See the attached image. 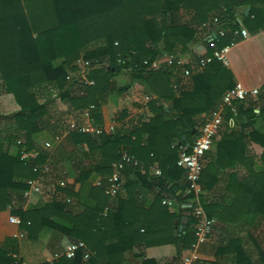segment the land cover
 <instances>
[{
    "label": "trees",
    "instance_id": "trees-1",
    "mask_svg": "<svg viewBox=\"0 0 264 264\" xmlns=\"http://www.w3.org/2000/svg\"><path fill=\"white\" fill-rule=\"evenodd\" d=\"M239 4V0H0V96L11 98L16 109L8 114L0 111V211L10 208L29 240L52 230L63 240L85 242L93 253L88 261L79 252L73 259L38 264H127L126 252L168 244L176 246L175 262L183 251L192 249L200 220L198 202L206 213L207 205L201 193L197 196L190 189L177 162L183 147L190 150L205 121L200 115L218 109L235 83L216 59L198 70L199 56L187 65L180 64L178 56L198 40L200 29H209L205 56L236 43ZM219 28L225 36H212ZM164 54L173 57L171 63L152 70ZM79 60L91 65L85 80L78 73ZM124 69L156 95L148 102L153 116L145 121L142 116L130 117L124 109L112 134L94 136L70 129L72 120L86 110L94 124L103 125L102 107L110 95L129 89V85L114 87L116 74ZM160 99L170 100L171 107L158 105ZM239 120L250 126L264 120V91L257 100L235 102L226 109L224 126ZM39 135L52 142L50 149L37 142ZM230 141L258 142L264 147V129L247 135L224 133V143ZM24 152L28 157L22 159ZM118 163L123 164L122 188L111 197L106 194L107 178ZM154 164L161 174L152 177L149 168ZM46 165L50 171L43 174ZM92 175L101 180L90 186L94 202L87 205L76 186L87 185ZM42 176L45 187L52 180H66L67 187H57L59 197L27 207L28 181ZM257 177L261 191L249 198L250 208L243 213L244 220L250 217L251 222L242 229L225 230L212 264H264V173ZM154 181L164 191L172 184L174 196L181 191L175 202L170 201L171 207L163 203L160 192L145 208L140 189ZM183 204L188 206V220L179 231L175 220L182 214L175 208L181 210ZM20 245L11 236L0 242V264H24ZM138 264L159 263L145 258Z\"/></svg>",
    "mask_w": 264,
    "mask_h": 264
},
{
    "label": "crops",
    "instance_id": "crops-1",
    "mask_svg": "<svg viewBox=\"0 0 264 264\" xmlns=\"http://www.w3.org/2000/svg\"><path fill=\"white\" fill-rule=\"evenodd\" d=\"M239 1L240 4L236 9V22L240 29H246L248 36L236 34L239 39L231 46L229 64L225 67L230 71L235 84L241 83L247 89L260 88L261 93L264 91L263 2L262 0ZM249 13H252L250 17H248ZM215 34L216 31L213 32L212 36H215ZM197 36L198 40L189 45L188 52L178 56V60L182 65L189 64L195 56L206 54V39L209 36V29H200ZM171 58V55H161L154 61L151 69L158 70L162 68L168 64ZM126 85H129V89L124 94H111L108 102L102 107L103 124L107 127L114 126L115 129L117 128L115 119L118 113L124 109L129 113L130 117L137 118L142 116L145 121H148L153 116V111L148 107V102L155 99L156 95L148 90L144 82L133 80L128 70L124 69L116 74L114 87ZM259 94L248 99L257 100ZM1 100H6L8 106L13 105L11 98L0 96ZM158 105L170 108L171 101L160 99ZM221 106L222 102L219 108ZM227 108L229 107H224V115ZM255 112L259 113V110L256 109ZM206 116L207 113H202L200 118L205 119ZM259 128L264 129V120L258 121L254 126L243 125L241 120L231 122L228 127L223 124L215 136L211 151L206 155L200 186L203 201L207 205V213L202 203L200 201L198 203L205 215L209 214L212 216L210 220L213 221V227L207 239L203 242L196 241L192 249L183 251L179 261L174 262L173 260L177 254L176 246L168 244L126 252L125 258L127 264H138L145 258L154 259L159 264H187L186 259H190V264H212L216 261L218 248L226 236L225 230H232L233 228L242 229L247 222H251L250 217L247 218L248 220H244L243 213L250 208L249 198L259 196L261 179L257 176L260 173H264V147L258 142L249 141H230L224 143V133L247 135L254 129ZM115 129L108 134L114 133ZM195 132L196 129L193 130V133ZM46 139H48L47 136L39 135L36 140L43 146L44 142L49 140ZM182 140L184 142L187 141L185 136H183ZM184 148L186 147L182 149ZM157 170L160 171L157 164L151 166L149 168L150 176H157ZM100 180L101 176L92 175L87 185L83 187L80 185L76 186V191H79L82 202L87 205H93L94 201L89 197V188L90 186H96ZM69 181L73 183L74 178L69 177ZM171 187L172 184L164 191L158 186L157 181H154L150 186L142 187L140 189V198L145 208L148 209L155 196L160 192L165 198L163 203L165 201L175 202V197L180 195L181 191H178L174 196L170 192ZM125 192L124 194H126ZM49 200L44 194L33 193L28 196L27 207L42 205ZM169 206L171 207L172 203ZM254 207L255 205H252L251 210ZM187 208L188 206L185 204L181 206V210L175 208L177 212L182 214L180 218H176L175 220V223L179 224V231H182L187 223ZM107 211L108 209L105 210L104 214ZM11 216L13 215L10 208L0 211V242L6 237H16L21 244L19 258L25 264H38L46 261L53 262L59 259L56 255L62 252L63 238L61 234L47 230L40 235L39 239L34 241L29 240L27 239V233L22 231L20 226L10 222ZM252 220L254 221L255 217ZM22 233L24 236L20 237ZM26 240L41 246L40 256H37L35 252H24L23 241Z\"/></svg>",
    "mask_w": 264,
    "mask_h": 264
},
{
    "label": "built area",
    "instance_id": "built-area-1",
    "mask_svg": "<svg viewBox=\"0 0 264 264\" xmlns=\"http://www.w3.org/2000/svg\"><path fill=\"white\" fill-rule=\"evenodd\" d=\"M264 2V0H263ZM214 22L217 24L219 20L217 18L214 19ZM226 31L222 28H219L215 34L217 37H224ZM235 34H240L242 36L247 37L248 32L246 29L241 28L235 31ZM214 36V37H215ZM229 44L221 49H217L214 51L212 56L200 55V65L198 66V70H201L206 64L212 62L214 59L221 62L224 66H228L229 64V53L231 46ZM173 57L168 61L171 63ZM180 63V62H179ZM77 64L80 66V70L78 73L86 79L88 69L90 68V63L84 62L83 60H79ZM181 64V63H180ZM185 74L189 75L190 71L185 70ZM93 84V82H91ZM260 88L247 89L241 83H236L235 86L228 90L223 98H222V106L218 109L211 111L205 118L204 123L200 126L193 144L188 151L184 148L179 156L177 165L184 169L186 172V178L189 184V187L195 194L198 196L201 193L200 179L202 172L205 167V159L208 152L211 151L215 136L222 127L224 123V107H233L235 102L245 101L249 97L257 96L260 93ZM70 129L78 130L82 133H89L91 135L97 136L101 135L104 132L109 133L114 131V126H105L96 125L92 122L88 111H84L79 114L78 118H75L70 123ZM55 140H59V137H56ZM45 149H50L52 147L51 141H46L43 144ZM38 152L34 153L33 156H37ZM28 157L27 153L22 154V159ZM112 174L107 178L108 186L106 188V194L111 197H115L118 192L121 190V171L123 169V164L118 163L113 166ZM50 171V167L48 165L42 168L41 173L46 174ZM161 172L159 170L156 171V175L159 176ZM53 183L45 187V179L44 177H39L37 179H31L28 181L30 189L26 192V196H30L31 194H44L48 199L52 200L54 197H59L60 193L57 194V187L65 188L67 187L66 180H52ZM100 184V181L97 185ZM63 200L66 202H70L71 198L64 196ZM166 204H171L170 201H165ZM196 215L199 216L200 220L198 222V230L196 232L197 242H203L207 239L209 234L212 231L213 221L208 219L203 210L198 207L196 208ZM10 222L14 225L20 226L21 220L17 216H11ZM24 234H20V237H23ZM79 252L83 253V258L85 261H88L93 253L88 249L87 245L83 241L73 242L69 239H64L62 241V252L57 254L56 257H66L68 259H73L77 256ZM186 263L190 264V259H186ZM25 264V263H24Z\"/></svg>",
    "mask_w": 264,
    "mask_h": 264
},
{
    "label": "rangeland",
    "instance_id": "rangeland-1",
    "mask_svg": "<svg viewBox=\"0 0 264 264\" xmlns=\"http://www.w3.org/2000/svg\"><path fill=\"white\" fill-rule=\"evenodd\" d=\"M27 2H28V0H27ZM33 2H34V0H33ZM42 4H43V2H42ZM42 6L43 5L40 4V5H38V8H40ZM12 104L13 105L8 106V104L6 103V100H1L0 101V111H1V113L3 112V114H8V113H11V112L15 111L16 109H15V105H14L13 101H12ZM46 140H48V139H46ZM23 243H24L23 244L24 245V247H23L24 252H27V253L28 252H35L37 254V256H40V254H41V246H39V244L36 245V244L32 243L31 241H27V240L23 241Z\"/></svg>",
    "mask_w": 264,
    "mask_h": 264
}]
</instances>
